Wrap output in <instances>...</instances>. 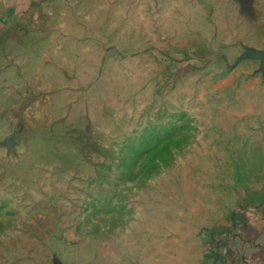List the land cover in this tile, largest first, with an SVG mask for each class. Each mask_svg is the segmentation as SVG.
I'll list each match as a JSON object with an SVG mask.
<instances>
[{"label": "rangeland", "instance_id": "rangeland-1", "mask_svg": "<svg viewBox=\"0 0 264 264\" xmlns=\"http://www.w3.org/2000/svg\"><path fill=\"white\" fill-rule=\"evenodd\" d=\"M257 220L264 0H44L0 35V264H204Z\"/></svg>", "mask_w": 264, "mask_h": 264}, {"label": "crops", "instance_id": "crops-1", "mask_svg": "<svg viewBox=\"0 0 264 264\" xmlns=\"http://www.w3.org/2000/svg\"><path fill=\"white\" fill-rule=\"evenodd\" d=\"M43 1L0 0V35L17 29L19 22L24 21ZM254 224L255 227L252 226ZM241 225H245V228ZM246 225L249 224L242 222L239 227L236 226L243 228L239 236H232V233L219 241L216 253L214 256H206L204 264H264V221L257 220L248 227ZM229 243L233 245V252L227 251Z\"/></svg>", "mask_w": 264, "mask_h": 264}]
</instances>
